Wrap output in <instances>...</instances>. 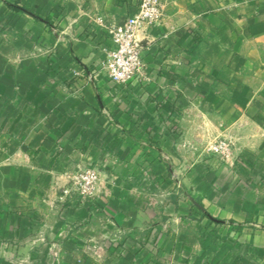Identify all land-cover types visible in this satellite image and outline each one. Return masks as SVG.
Listing matches in <instances>:
<instances>
[{"label": "crops", "instance_id": "obj_1", "mask_svg": "<svg viewBox=\"0 0 264 264\" xmlns=\"http://www.w3.org/2000/svg\"><path fill=\"white\" fill-rule=\"evenodd\" d=\"M137 1L0 0V264H264V0H166L116 84Z\"/></svg>", "mask_w": 264, "mask_h": 264}, {"label": "built area", "instance_id": "obj_2", "mask_svg": "<svg viewBox=\"0 0 264 264\" xmlns=\"http://www.w3.org/2000/svg\"><path fill=\"white\" fill-rule=\"evenodd\" d=\"M165 2L166 0H138L134 13L123 23L107 27L110 44L104 49L105 58L101 66L112 82L127 85L134 78L143 75L142 44L137 36L146 27L161 24ZM96 22L101 26L105 25L102 18H97ZM75 74L80 75V72ZM209 152L228 158L231 154L230 142L218 140L210 146ZM99 180L97 168L91 166L79 169L69 175L63 197L71 198L76 204H85L96 196Z\"/></svg>", "mask_w": 264, "mask_h": 264}, {"label": "rangeland", "instance_id": "obj_3", "mask_svg": "<svg viewBox=\"0 0 264 264\" xmlns=\"http://www.w3.org/2000/svg\"><path fill=\"white\" fill-rule=\"evenodd\" d=\"M97 23V22H96ZM231 155V154H230ZM93 167H95V168H97L98 169V167H96V166H93ZM253 264H256V263H253Z\"/></svg>", "mask_w": 264, "mask_h": 264}]
</instances>
